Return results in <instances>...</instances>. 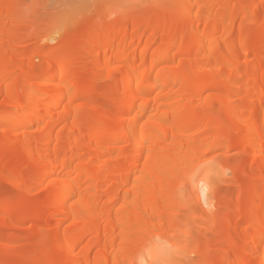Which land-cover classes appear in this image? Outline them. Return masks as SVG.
I'll use <instances>...</instances> for the list:
<instances>
[{"label":"bare ground","instance_id":"1","mask_svg":"<svg viewBox=\"0 0 264 264\" xmlns=\"http://www.w3.org/2000/svg\"><path fill=\"white\" fill-rule=\"evenodd\" d=\"M21 6L0 0V166L21 193L0 197L11 230L3 238L28 221H51V233L26 237L29 264H172L191 246L178 212L200 201L196 191L187 204L184 182L207 169L223 140L234 148L239 133L259 173L243 193L254 212L228 220L236 237L223 257L199 248V229L192 248L203 264H264V0H187L181 15L156 3L83 36L65 30L64 49H41L45 75L35 65L2 71L28 38L18 29ZM250 55L253 63L240 65ZM27 159L24 173L18 163ZM198 182L208 190L205 177ZM35 190L43 203L28 200ZM12 238L6 251L24 242Z\"/></svg>","mask_w":264,"mask_h":264},{"label":"rangeland","instance_id":"2","mask_svg":"<svg viewBox=\"0 0 264 264\" xmlns=\"http://www.w3.org/2000/svg\"><path fill=\"white\" fill-rule=\"evenodd\" d=\"M23 3L24 6H21L18 9L16 16L24 22L18 26V29L22 33H26L28 38L19 44L18 50L14 54L8 56V64L2 68V71L10 69V67L16 68L18 71L20 69L27 70L31 65H35L37 67L40 66V71H38L40 72L39 74L45 75L46 69L44 71L43 62L45 61L44 59L47 52L43 53L41 49L42 47L50 48L52 51H55L56 49H64V44H60V41L64 36L65 30L76 29L77 36H83L97 24L102 23L105 27H111L114 24H122L132 16L138 15L144 10H153V6L156 3L164 5L165 7H176L181 15L185 12L187 0H23ZM258 21L259 23L264 24V16L260 17ZM30 22L31 24H34L35 27L28 28L25 25V23ZM253 58L254 57L251 55L247 58H241L240 65L245 66L252 64ZM108 84L106 83V85ZM234 100L239 102L242 100V97H234ZM105 107L110 113L114 110L113 104H107ZM0 108H3L2 100H0ZM32 131H36L35 126ZM239 135L240 134L238 133L234 136V148L225 149V144H228L229 142L228 140H223L221 142V147L212 153V159L214 161L208 163V166H206L207 169L204 170L201 175L198 172L199 175L196 174L197 177L195 176V179L186 180L184 182L185 186L183 195L188 201L187 204L194 206L193 196L196 191L200 195V201L196 210H191L189 212L188 210H181V213L178 212V215L182 214L180 215L182 218L186 215L184 219L186 220V224H189L185 227L189 230V232L192 231V235L195 233L196 229H199L200 231L196 230V232H202V234H204L203 232H206V236L202 239L201 237H198V234L200 233H195L193 237L190 234L192 239L190 237H186L187 241L189 240V243L191 241V246L189 245L190 247H188L189 250L184 254L181 252V258L179 255H171L174 258V262H172V264H203L204 260L207 258H200V256L194 254V249L192 247H198V244H195L196 240H194V237L202 239V244L200 243L201 247L199 246V248L203 249L204 253L208 251L207 253L209 255H206H216L217 258H219V256L223 257L224 254H226L227 249H229V247H227L228 245L226 244V240L229 238L231 239L236 234V230L234 231V229H228L229 231H233V234L231 232L229 234V231L226 230L228 220H243L250 216L251 212H254L251 210L254 206L252 195L245 196L246 194L243 195V193L251 189L253 183H251V180L254 181L256 176L258 177L256 174L258 172L253 170V166H250L251 163L252 165L254 164V160L252 159L251 154L241 143V136ZM1 137H3V133H0V138ZM16 141L17 137H10L8 139L9 147H12L11 145H15ZM26 161H29V159L22 160L18 163L20 169L24 173L31 170L28 165H25ZM243 167L249 171H251L252 168L251 173H248L247 175L245 174V176L243 175L244 178H242V181L235 180V172H238V170L240 171ZM247 167L249 168L247 169ZM7 171L8 169L4 166H0V197L10 196L19 198L21 197L20 191L10 184L5 178V174L8 173ZM202 177L206 178V182L208 184V190L205 195L201 192V183L198 182V180ZM20 180L22 179L20 178ZM249 183L251 185H249ZM44 199L45 192L42 190H35L31 197L28 198L29 201L33 200L35 203H43ZM237 206H239L240 210H236ZM184 219L183 221H185ZM37 224L45 226H40V229L36 227ZM189 225L190 229L192 228L191 231L189 229ZM213 225H217V229L213 230ZM53 228L54 224L51 221H40L38 223L35 221H28L26 224L22 225L20 229L12 230V233L10 232L8 234L10 236L7 235L8 238L7 236L5 238L4 235V239L2 236L5 234L4 231L7 230L8 233L11 230L8 231L5 220L0 216V262H3L1 264H29L28 261L26 262L29 253L23 252L24 250L30 248V241L26 240V237L34 231L49 234L52 230H54ZM204 228H209L212 231H209L208 233V231H205ZM1 232H3L2 235ZM14 236L22 238L24 242L13 249L9 248V251H6L8 249L3 245L8 243L7 239L10 240ZM36 238H39V236ZM183 238L184 237L181 239ZM199 240L200 239H198V241ZM19 250L21 251L20 255ZM4 251L6 252L3 253ZM3 255L7 257H4ZM11 256H13L12 259H10ZM17 257L19 259H17ZM5 258H7L8 262L5 261ZM153 264L160 263L157 261V263L154 262Z\"/></svg>","mask_w":264,"mask_h":264},{"label":"snow or ice","instance_id":"3","mask_svg":"<svg viewBox=\"0 0 264 264\" xmlns=\"http://www.w3.org/2000/svg\"><path fill=\"white\" fill-rule=\"evenodd\" d=\"M201 189L203 190V191H206V187H205V185L203 184V182L201 183Z\"/></svg>","mask_w":264,"mask_h":264}]
</instances>
